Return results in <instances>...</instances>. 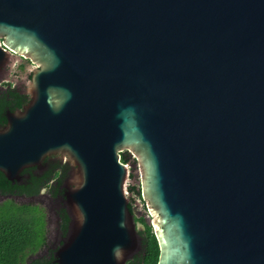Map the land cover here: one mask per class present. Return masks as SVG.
Here are the masks:
<instances>
[{"label": "water", "instance_id": "1", "mask_svg": "<svg viewBox=\"0 0 264 264\" xmlns=\"http://www.w3.org/2000/svg\"><path fill=\"white\" fill-rule=\"evenodd\" d=\"M0 39L37 67L0 173L70 164L55 263L142 249L129 152L156 264H264V0H0Z\"/></svg>", "mask_w": 264, "mask_h": 264}, {"label": "trees", "instance_id": "2", "mask_svg": "<svg viewBox=\"0 0 264 264\" xmlns=\"http://www.w3.org/2000/svg\"><path fill=\"white\" fill-rule=\"evenodd\" d=\"M8 95L0 98V127L5 126L6 110L23 109L29 99L26 97L16 98L7 101ZM129 152L121 154V162L131 163ZM60 156L47 158L43 163V168H30L22 172L21 183H10L5 176L0 173V195H17L29 198L37 197L45 192L56 199L59 195L64 196L63 185L70 171V164L59 159ZM134 163L135 160L133 161ZM30 176V178H27ZM9 207L16 209H6L5 202L0 205V264H57L55 263L54 252L34 255L27 259L29 255L38 253L43 247L47 246L46 219L41 209L40 214H32L30 217L22 213L21 207L31 206L32 204H16L13 200L6 201ZM39 208V207H38ZM132 212V208L129 205ZM8 210V211H7ZM17 212V213H14ZM42 220V221H41ZM41 221L42 231L38 224ZM148 232V230H147ZM158 258L157 240L153 233H149L142 239V249L137 253V263L130 260L128 264H156ZM27 259V260H26Z\"/></svg>", "mask_w": 264, "mask_h": 264}, {"label": "flooded vegetation", "instance_id": "3", "mask_svg": "<svg viewBox=\"0 0 264 264\" xmlns=\"http://www.w3.org/2000/svg\"><path fill=\"white\" fill-rule=\"evenodd\" d=\"M36 68L37 67L33 65L28 58L24 56L16 55L14 53L8 55L7 59L0 60V98L4 97V95H8L7 101L10 102L15 100L17 95L18 97L28 98L30 102L31 95L28 94L29 83L32 80ZM27 105H24L23 108ZM19 109L20 108H17L16 110ZM16 110L11 111L7 109L5 116L9 111L14 112ZM133 161L134 159L130 157V162L132 164H134ZM138 177L139 176H137L136 172L131 174L130 182L128 184V192L130 199L129 205L132 208L136 232L141 237V239H143L146 238V236L149 233L154 234V232L150 224V218L147 214L145 205L141 201L140 186H139L140 181ZM27 178H30V176H27ZM16 196L17 195H11V194L0 195V203L4 202L5 200L6 201L13 199L16 200L15 199ZM44 196H46V198L49 199V204L47 206L49 207V212L51 213L50 218L52 217V224H54L53 232L55 234V242L54 244L49 243L50 247H48V240H47V248L44 252L45 254L48 253L50 250H54L58 248L60 246L62 239H64L67 236V232L69 228V218H68L67 210L60 203L61 195H59L56 198L57 200L49 196L47 193H41L37 197L42 198ZM17 197H20L21 199L28 198L26 196H17ZM137 253L128 261L132 260L134 261V263H137Z\"/></svg>", "mask_w": 264, "mask_h": 264}, {"label": "rangeland", "instance_id": "4", "mask_svg": "<svg viewBox=\"0 0 264 264\" xmlns=\"http://www.w3.org/2000/svg\"><path fill=\"white\" fill-rule=\"evenodd\" d=\"M135 165H136V163H134V167L131 169V174L134 173V172H136L137 173V176H139V170H138L137 166H135ZM132 170H133V172H132ZM138 178L140 180V176ZM43 193H45V192H43ZM128 194H129V192H128ZM13 201H15V203L16 204H19V205H21V204H32L34 206H37V207H31V206L29 207V206H27V208L26 207H21L23 209L22 213H25L29 217L32 214H36L37 213V214H39L41 216V218L43 220V216H42V214H40V211L42 209V211H43V213L45 215V219H46V233H47L46 234V237H47V240H48V247H50L49 246V243L50 244H54V242H55V234L53 232L54 224H52V217L50 218V214L51 213L49 212V207L47 206L49 204V199L48 198H45L44 199L45 202L44 201H42V202L41 201H38V202H30V203H27L24 200H14L13 199ZM4 202H5V204H7L6 205V209L9 208V209H12L13 211H16V209L9 207V204H8V202H6V200ZM4 202H2V203H4ZM2 203H0V205H2ZM14 213H17V212H14ZM41 221L39 222L38 227L42 231ZM46 248H47V246L45 248L43 247L38 253L33 254V255H29L27 257V259L30 258V257H32V256H34V255L36 256V255L44 254Z\"/></svg>", "mask_w": 264, "mask_h": 264}]
</instances>
